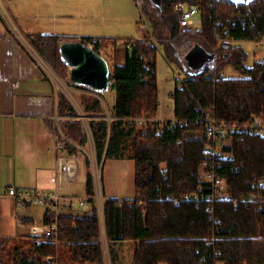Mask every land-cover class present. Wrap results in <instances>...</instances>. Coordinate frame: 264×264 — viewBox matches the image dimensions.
I'll return each instance as SVG.
<instances>
[{"label":"trees","instance_id":"trees-1","mask_svg":"<svg viewBox=\"0 0 264 264\" xmlns=\"http://www.w3.org/2000/svg\"><path fill=\"white\" fill-rule=\"evenodd\" d=\"M150 1V0H149ZM198 0H162L154 5V26L170 28V38L179 35V2ZM151 2V1H150ZM201 31L190 35L201 50L211 55L219 52L216 72L211 62L188 72L176 52L169 53L187 70L186 88L176 85L172 98L175 116L192 122L200 116L199 105L213 108L220 122H245L252 115L264 113V63L245 67L247 54L232 48L217 37L249 40L264 34V0L235 4L230 0H202ZM153 16V15H152ZM224 31H226L224 33ZM160 38V37H159ZM189 38L186 41H189ZM61 38L37 34L28 38L35 51L61 78L67 79L69 66L60 56ZM168 44V43H167ZM157 48L135 42L126 49L123 64L115 65L112 90L116 101L107 112L101 99L79 94L86 115L91 117L97 158L130 159L135 162L134 199L110 198L104 203L105 225L110 243L134 240L137 243L134 264H264V209L252 203L208 201V184L199 178V167L206 146L201 125L165 128L157 134L155 125L146 130L126 118L158 113L159 85L156 65ZM231 64L244 77H224V67ZM58 114L61 130L70 140L52 130L64 144V152L80 157L85 169L88 214L83 217H58V236L44 237L40 243L0 236V264H103L101 232L94 201L90 160L80 147L88 145L85 129L75 119V109L59 92ZM107 117H111L108 120ZM235 157L220 169L235 197L254 192V177L264 176V138L243 136L234 141ZM144 204V206L142 205ZM53 223L46 213L43 224ZM11 244L14 246L11 247ZM28 246L25 250L22 247ZM113 263L119 253L112 247Z\"/></svg>","mask_w":264,"mask_h":264},{"label":"crops","instance_id":"crops-1","mask_svg":"<svg viewBox=\"0 0 264 264\" xmlns=\"http://www.w3.org/2000/svg\"><path fill=\"white\" fill-rule=\"evenodd\" d=\"M132 1L0 0V236L9 239L31 237L30 226L43 224L47 212L45 206H21L7 195V189L15 186L50 190V178L57 166L56 146L61 142L59 135L51 127L57 125L60 136L70 141L60 125V120L68 117L58 114L61 90L55 87L30 49L13 33L3 14L9 17L10 22L27 41L37 34L57 35L62 39L61 43L82 41L86 37L130 38L135 34V23L138 25L140 21V12L138 10V16L135 15V2ZM150 1L144 0L142 11L153 34L159 38L165 31L171 36V27L165 28L162 24L154 26L153 19L156 16L152 8L161 4ZM156 20L159 23V19ZM175 38L177 36L170 41ZM107 46L115 65L123 64L126 50L111 39ZM199 49L197 51L200 54ZM178 51L175 50L176 54ZM109 66L113 76L114 67ZM185 66L188 67V72L202 68H191L188 62ZM184 71L188 77L187 70ZM16 81L19 83L18 87L13 86ZM110 89L112 90V85ZM107 92L102 93L103 96ZM115 101L111 106L104 102L108 112L112 111ZM158 114L162 115L161 106ZM74 118L78 119L76 116ZM83 169L79 157V174L62 200V216L83 217L88 214V201L82 204L78 200L87 197L86 178L78 180ZM103 179L106 196L116 199L136 197L133 160H105ZM125 242L133 243L134 253L137 246L134 240L118 241V245L113 246Z\"/></svg>","mask_w":264,"mask_h":264},{"label":"built area","instance_id":"built-area-1","mask_svg":"<svg viewBox=\"0 0 264 264\" xmlns=\"http://www.w3.org/2000/svg\"><path fill=\"white\" fill-rule=\"evenodd\" d=\"M135 4L139 7L142 6L144 0H134ZM202 0H198L194 3L179 2L175 6V11L178 13V26L180 33L194 34L203 29L204 18L201 14ZM140 21L138 28L143 33L138 34L130 38H109V37H86L81 39L86 45L96 50L101 56H103L109 64V49L106 45L109 39L116 41V44L123 47L125 50L130 48L135 42H140L148 46L158 49L159 38L156 37L147 21L143 11L139 9ZM5 20L10 25L13 33L30 49L36 60L50 76L55 87L61 89L63 93L70 98L76 109V117L82 121L83 127L86 132L87 141L89 144V151L80 147L90 159L93 167V185H94V197L96 201L98 219L101 232V243L103 250L104 264H114L111 256V250L106 249L104 245L108 243L107 231L105 225L104 215V195L101 194V174L99 171V162H103L97 158L96 148L94 143L93 132L91 128V117L87 116L82 108L79 107L76 98L71 88L63 83L60 78L55 74L53 69L48 63L35 51L31 44L24 38L21 32L10 22L9 17L3 14ZM226 31H224L225 33ZM217 40L219 44H235L238 40L231 37L223 38L218 36ZM245 41V40H241ZM257 47L262 48V55L255 63H264V34L260 37L249 39ZM213 70L216 71L219 62V52L215 50L213 53ZM176 85L179 89L186 88L185 81L188 79L186 76L181 79L180 73L176 72ZM18 81L13 83L14 87H18ZM91 89V88H89ZM94 92L96 90L91 89ZM200 116L195 122L190 121L187 118H179L174 116L172 118H166L162 115L156 116H141L136 118H126L138 126L147 127L149 124L155 125L157 134L162 133L165 128H177L188 127L190 125H201L204 129V137L206 140V146L203 149V160L199 167V178L202 183L208 184L211 188V193L207 196L208 201L216 202H232L234 205L239 203H252L258 206L259 209H264V176L254 177L252 187L254 192L241 197H235L230 191L228 182L220 175V169L227 161L234 159V141L236 138L243 136H255L264 138V115H252L245 122H233L226 123L220 122L215 116V110L213 108H204L199 105ZM111 120V117H107ZM57 150V166L54 175L50 178L52 187L50 190H41L37 188L28 187H15L10 186L7 189V195L16 200L21 206H45L47 208V214L52 217L53 223L49 225H32L30 226V235L40 242L44 237L58 236V217L60 216V206L65 196L66 191L71 187L73 180L79 174V157L71 156L64 152V144L58 142L56 146ZM98 167V168H97ZM100 191V195H99ZM89 197L79 198L80 203H84ZM110 197H106V200ZM121 201V200H120ZM144 206V204L142 203ZM134 264V263H132Z\"/></svg>","mask_w":264,"mask_h":264},{"label":"rangeland","instance_id":"rangeland-1","mask_svg":"<svg viewBox=\"0 0 264 264\" xmlns=\"http://www.w3.org/2000/svg\"><path fill=\"white\" fill-rule=\"evenodd\" d=\"M132 2H134V0ZM134 6H135L133 8L134 13L136 16H138V10L139 9L142 10L143 7L142 6L138 7L136 4ZM139 31L141 33H143V31H141L138 28V25L135 23V34H132L129 37H134L138 34H141ZM163 32L166 35L165 34L160 35L161 38H159L160 42L158 44V49H157V53H156L157 76H158V81H159V86H160V97H159V99H160V106H161V114L164 115V117L166 116V118H172L174 116V104H175L174 102L175 101L172 98L171 93H173L175 88H176V79H177L176 72L180 73L181 79H184L186 77V73L184 71V68L180 65L179 61L176 58H171L169 56L170 50H171V52L174 53L175 50L178 49L179 51L177 54L182 61H183V56L185 54H188V60H189L188 64L190 65L191 68L197 67L199 51H197L198 44L196 42V39H190L189 38L191 34L180 33V31H179V35L177 36V38L170 41V39H172V38H170V36H168L169 34L165 31H163ZM123 37L125 38L127 36H122V38ZM188 38H189V41H186ZM219 45L220 44L217 41V47H219ZM230 46L232 48L241 47L242 50L247 54V61L245 63V67H247V68L253 67L255 65V61L260 58V56L262 55V52H263L262 48L257 47L254 43H252L250 41H246V40L245 41H238L233 45L230 44ZM115 63L116 62L113 59V55L112 56L109 55V64L112 66V68L114 67ZM218 65H219V62H218ZM224 72H225L226 76H225ZM222 75L224 77H230V78L244 77L231 64H228L224 67V70L222 71ZM60 80L71 88V90L74 94V97L76 98V101H77L79 107L82 108V110H83V107H82V105L79 101V98H78L79 94L91 95V96L98 97L99 99H101L103 101V103L104 102L106 104L108 103L109 106H111L114 103V101L116 100L115 92H113L111 89L103 96V94L101 92H98V91L94 92L93 90H91L87 87L72 83V81L70 80L69 74H68L67 79H61L60 78ZM59 90H61V89H59ZM60 92H63V91L61 90ZM66 98L71 103L70 98H68L67 96H66ZM105 103H104V106L106 109ZM71 105L73 106V103H71ZM73 108H74V106H73ZM75 111H76V109H75ZM106 111H107V109H106ZM156 115H159V114L157 113ZM263 115H264V113H263ZM144 116H147V115H144ZM143 129L146 130L147 128L143 127ZM85 149L89 151V144L85 147ZM104 161L105 160H103L102 163L99 162V171L101 174V186H102L101 194L104 195V199L106 201V197H108V196H106L105 192H104V179H103ZM90 170H91V173L93 176V167H92L91 162H90L89 171ZM84 177H85V169H83L81 171V175L79 176L78 180L79 179L84 180L83 179ZM131 177L133 179V176H131ZM99 195H100V191H99ZM119 200H122V199H119ZM94 201H95V197H94ZM105 201H104V203H105ZM95 203H96V201H95ZM99 226H100V224H99ZM24 239L31 241V242H35V243H40L42 241L41 240L40 242H38V239H36L32 236L26 237ZM15 240L18 241L19 239H15ZM116 244L117 243H110L108 241V243H106L104 245V247L106 249H109V251H110L111 248L114 247L113 245H116ZM13 246L14 245L11 244V247H13ZM133 246L134 245L132 242H125V243H121L119 246H116L117 248L114 247L119 252V255H120L119 260H117L115 264H131V263H133V257H134V253H135V249H136V248L134 249V253H133ZM23 248L25 250H27L28 246L25 245V247H22V249ZM132 255H133V257H132ZM8 264H14V262L10 261ZM103 264H104V260H103Z\"/></svg>","mask_w":264,"mask_h":264},{"label":"water","instance_id":"water-1","mask_svg":"<svg viewBox=\"0 0 264 264\" xmlns=\"http://www.w3.org/2000/svg\"><path fill=\"white\" fill-rule=\"evenodd\" d=\"M160 3L162 0H152ZM235 4H250L254 0H230ZM197 48H199L197 46ZM200 57H209V62L213 60V55H207L199 49ZM60 56L62 61L70 67V80L72 83L94 89L104 93L109 91L112 85L111 69L106 59L96 50L92 49L82 41H66L60 44ZM197 67H200L197 64Z\"/></svg>","mask_w":264,"mask_h":264},{"label":"flooded vegetation","instance_id":"flooded-vegetation-1","mask_svg":"<svg viewBox=\"0 0 264 264\" xmlns=\"http://www.w3.org/2000/svg\"><path fill=\"white\" fill-rule=\"evenodd\" d=\"M209 60H210L209 57L205 55L203 58L199 57L197 63L199 66L203 67L205 64H207L209 62Z\"/></svg>","mask_w":264,"mask_h":264}]
</instances>
